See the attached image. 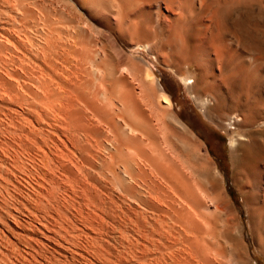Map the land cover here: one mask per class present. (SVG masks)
Returning <instances> with one entry per match:
<instances>
[{
    "label": "bare ground",
    "instance_id": "6f19581e",
    "mask_svg": "<svg viewBox=\"0 0 264 264\" xmlns=\"http://www.w3.org/2000/svg\"><path fill=\"white\" fill-rule=\"evenodd\" d=\"M139 48L206 117L214 93L228 126H253L242 192L264 214V0H0V264H253L222 173Z\"/></svg>",
    "mask_w": 264,
    "mask_h": 264
},
{
    "label": "rangeland",
    "instance_id": "374dc122",
    "mask_svg": "<svg viewBox=\"0 0 264 264\" xmlns=\"http://www.w3.org/2000/svg\"><path fill=\"white\" fill-rule=\"evenodd\" d=\"M227 27H229V30H225L231 32L230 26L227 25L226 28ZM135 56L138 59L146 61L149 66L151 65L150 68L154 70L162 88L166 94L172 98V106L175 113L178 115L181 122L184 123L204 145V151H207L215 168L222 173L224 185H226L229 195L235 202L237 210L240 214L242 213L240 220L243 225L245 243L252 263L264 264V253L260 249V243L262 239L264 240V214L260 219L254 217V212L259 204L256 199L255 191H249L248 194L245 195L246 197L244 196V192H242L244 187L243 183L246 182V180L251 183H255L257 180L251 164H249L246 159V151L242 149V145L246 144V141L241 137L243 132H247V130L249 132L253 126H228L229 122H233L232 120L240 122V116L233 110L220 114L217 113L213 108L215 106L214 104L218 102V95L214 93L207 94V98H210V104L212 105L211 111L209 110L210 113L208 112L210 118L206 117L199 110L196 101L187 89L186 83L183 82L179 76L174 74L173 71L158 62L154 56L147 54V52L141 48L135 51ZM231 64H233L231 61L227 63L225 75L231 72L233 66ZM229 65H231V67ZM253 67L254 66L250 69H254ZM251 81L250 87L256 89L257 81L255 79H251ZM263 106L264 104L261 108L264 110ZM263 115L264 113L261 115V118L264 120ZM263 120H260L258 123H262L261 121ZM255 126L256 125H254V128ZM232 139H234L235 142L233 145H236L235 151H232V148H230ZM176 145L178 146V144ZM248 206L250 208H248Z\"/></svg>",
    "mask_w": 264,
    "mask_h": 264
}]
</instances>
